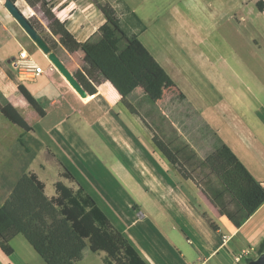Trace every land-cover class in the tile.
Segmentation results:
<instances>
[{
	"label": "crops",
	"instance_id": "1",
	"mask_svg": "<svg viewBox=\"0 0 264 264\" xmlns=\"http://www.w3.org/2000/svg\"><path fill=\"white\" fill-rule=\"evenodd\" d=\"M259 1L264 6V0H254L256 7ZM69 3L74 9L66 11ZM17 5L23 11L21 2ZM48 7L65 34V45H59L64 55L59 57L89 97L82 98L56 68L48 70L50 61L41 50L47 61L42 66L45 71L18 77L11 59L20 49L31 54L32 47L39 48L0 2V94L32 127L27 134L51 158L38 155L26 171L43 182L48 197L56 194L57 181L74 189L81 186L146 264H247L264 241V202L239 226L222 214L199 180L185 170V153L175 160L161 148L152 125L136 109L131 112L116 90L112 89L113 101L97 91L99 84L107 82L111 88V83L79 43L105 22L102 13L70 1L58 10L60 14ZM256 9L263 21L254 26L244 78L251 99L222 78L209 75L206 79L213 88L196 86L180 93L185 100L181 146L185 144L202 158L193 132L209 131L213 141L205 143L213 149L226 144L259 183L264 181V10ZM243 77L240 74L238 80ZM18 84L33 95L42 114L26 101ZM92 147L109 167L88 164ZM169 148L175 151L179 146ZM64 170L71 173L72 181L62 176ZM9 245L10 254L0 247V264H47L21 233ZM103 254L91 251L87 244L77 264H104ZM237 255H241L239 261H235Z\"/></svg>",
	"mask_w": 264,
	"mask_h": 264
},
{
	"label": "trees",
	"instance_id": "2",
	"mask_svg": "<svg viewBox=\"0 0 264 264\" xmlns=\"http://www.w3.org/2000/svg\"><path fill=\"white\" fill-rule=\"evenodd\" d=\"M92 1L104 15L105 22L79 46L115 87L121 101L135 112L126 96L138 87L148 89L158 80L167 78L165 70L140 41L139 34L145 26L133 10L121 0L113 4L107 0ZM257 7L264 10L260 1ZM52 43L49 44L51 49L58 54L57 43ZM109 85L101 83L97 91L113 101L116 96ZM18 90L42 114L35 98L22 84H18ZM0 99V112L27 134L32 127L1 94ZM18 142H24L22 135ZM159 143L177 159L180 148L173 151L167 144ZM182 148L186 154L185 170L191 172L187 165L193 164V160L198 168L208 169L199 180L203 182V191L236 226L264 202V190L226 144H220L203 159L187 146ZM62 176L73 180L67 170ZM55 190L56 194L48 197L43 182L26 170L12 183L9 194L0 203V247L6 254L12 252L10 240L21 233L47 264H77L87 244L93 252H104V264H146L81 186L74 189L57 181ZM263 250L264 241L258 253Z\"/></svg>",
	"mask_w": 264,
	"mask_h": 264
},
{
	"label": "rangeland",
	"instance_id": "3",
	"mask_svg": "<svg viewBox=\"0 0 264 264\" xmlns=\"http://www.w3.org/2000/svg\"><path fill=\"white\" fill-rule=\"evenodd\" d=\"M24 1L14 0L16 5L21 2L23 11L17 5L18 8L25 12L23 14L46 42L57 43L56 50L60 56L64 55L59 45H65V34L62 24L54 18L48 5L57 14H60L58 10L64 3L69 1L80 8L87 6L98 9L92 0ZM121 1L129 5L143 22L145 30L139 34V39L152 52L167 77L158 80L151 88H136L126 96V101L152 125L157 142L172 148L179 146L181 152L178 155L181 156V141H185V100L180 92L185 94V89L196 86L213 88L212 83L206 79L209 75L211 78H222L251 99L245 88V62L250 51L248 45L253 42L254 26L263 19L258 16L254 0ZM64 9L69 11L74 6L69 3ZM39 51L32 47L31 54L45 67L47 61ZM240 74H244L241 82L238 80ZM91 87L88 86L89 90ZM22 131V128L0 113V203L7 195L11 183L27 169L30 160L38 155L50 158L30 134L22 135L23 143L15 140ZM193 137L199 143L197 152L202 158L214 151L210 143H205L213 141L212 133L196 129ZM159 146L162 148L160 143ZM88 153L90 166L102 163L109 167L96 148L88 149ZM194 161L187 166L200 180L203 171L208 169L201 166L198 168V163L194 164Z\"/></svg>",
	"mask_w": 264,
	"mask_h": 264
},
{
	"label": "water",
	"instance_id": "4",
	"mask_svg": "<svg viewBox=\"0 0 264 264\" xmlns=\"http://www.w3.org/2000/svg\"><path fill=\"white\" fill-rule=\"evenodd\" d=\"M4 6L10 15L17 21V23L26 32L29 38L35 45L45 54L54 67L65 77L69 84L79 93L82 98H88L89 94L81 83L75 78L68 67L61 60L59 55L53 51L46 40L39 34V32L32 25L30 20L23 14V12L15 4L14 0H5ZM111 90L115 87L111 84ZM117 91V90H116ZM247 264H264V250L259 252L255 257L248 260Z\"/></svg>",
	"mask_w": 264,
	"mask_h": 264
},
{
	"label": "built area",
	"instance_id": "5",
	"mask_svg": "<svg viewBox=\"0 0 264 264\" xmlns=\"http://www.w3.org/2000/svg\"><path fill=\"white\" fill-rule=\"evenodd\" d=\"M5 0H0L4 3ZM11 64L17 69V75L19 78H29L34 77L40 73H43L44 68L35 60V58L29 54L25 49H20L18 54L11 59ZM48 70H53L55 67L50 62L47 66ZM260 187L264 190V181L259 182ZM243 255H249L247 252H243ZM241 255L235 257V261H239Z\"/></svg>",
	"mask_w": 264,
	"mask_h": 264
}]
</instances>
